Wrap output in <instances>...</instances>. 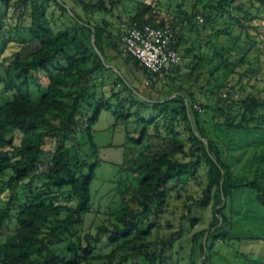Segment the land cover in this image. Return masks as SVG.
Instances as JSON below:
<instances>
[{
    "label": "trees",
    "instance_id": "obj_1",
    "mask_svg": "<svg viewBox=\"0 0 264 264\" xmlns=\"http://www.w3.org/2000/svg\"><path fill=\"white\" fill-rule=\"evenodd\" d=\"M75 1L89 13L90 20L69 6L67 0H0L1 78L5 89L14 91L12 97L0 104V235L7 225L16 223L15 229L8 231L0 242V264L163 263L172 244L165 240L163 245L153 246L149 238L157 227H162L160 219L174 193L181 195V189L188 190L182 184L183 177L192 175H197L202 194L199 197L187 194L190 202H186L184 219L193 214L196 207L211 206L213 215L208 227L192 235L189 259L190 264H207L209 250L216 241L228 242L231 236L226 212L229 199L233 200L245 189L256 191L260 213L253 217L264 225V170L255 172L252 178L237 175L227 160L225 147L207 131L196 107L198 104L202 110L207 108L210 114L212 111L226 113L225 105L232 98L231 92L222 97L227 102L223 103L220 98L217 105L196 102L197 92L191 88L187 93L182 85L173 89L169 98L147 94L139 97L142 103L153 105L163 113L167 127L162 129L159 116L144 117L140 109L133 119L134 114L119 101L121 91L106 96L102 90L103 75L105 70H111L113 58L124 52L122 40L127 27L122 21L127 19L129 25L150 22L170 27L177 31L180 47L183 36L179 29L184 33L185 23L198 24V14L232 13L246 0H213L211 5L203 6L199 4L203 0H180L178 14L165 10L162 0ZM250 1L253 7L264 3V0ZM118 9L125 11L127 18L117 14ZM99 10L112 17L93 15ZM179 16L185 22L180 21ZM256 17L246 10L238 18L241 29L245 21L251 19L254 23ZM251 27L258 28V24ZM92 33L99 50L91 43ZM12 41L20 42L21 48L5 55ZM223 52L231 53L229 48ZM129 56L137 66H143L137 58ZM179 65H174L172 71L165 70L163 76L172 75L174 83L180 75L176 73ZM226 66L228 63L221 60L215 68H210L211 75L207 77L188 76L194 77L195 85L200 84V94L210 98L207 91L210 85L212 96L221 97V89L228 79ZM143 69L152 84L157 81L152 73ZM219 70L221 75L216 76L214 72ZM110 78H117L133 94L140 90L119 70H112ZM213 78L216 83L211 85ZM43 79L47 81L46 86ZM260 83L240 97L243 109L240 120L219 121L221 126L249 128L245 122L253 117L251 115L255 111L262 114L264 78ZM34 85L39 93L31 92ZM104 108L117 118L125 119L127 138L136 147V159L129 166V172L135 175L137 184L129 176L120 180L118 191L122 205L115 213L116 220L102 221L95 232L88 230L79 234L60 251L53 243L63 240L64 234L80 224L92 204L91 186L96 165L84 156L78 158L75 151V145L79 144L78 133L87 122L93 143L91 129ZM131 120L136 122L132 127ZM202 165H206L207 171L200 174ZM39 178L44 182L42 185L38 184ZM65 193L75 198L74 204L62 202L60 197ZM63 208L67 209V215L60 219ZM190 217V225H193L197 218ZM52 218L59 221L54 224ZM205 235L208 236L201 247L206 256L200 263L194 259V253L199 239Z\"/></svg>",
    "mask_w": 264,
    "mask_h": 264
},
{
    "label": "rangeland",
    "instance_id": "obj_2",
    "mask_svg": "<svg viewBox=\"0 0 264 264\" xmlns=\"http://www.w3.org/2000/svg\"><path fill=\"white\" fill-rule=\"evenodd\" d=\"M179 1L162 0V6L168 12L178 14L176 9ZM67 2L69 6L75 7L84 19L90 20V17H88L89 13L75 0H67ZM206 3L211 5L214 1L203 0L199 2L200 6ZM240 5V8H234L232 13L224 15L215 11L212 12V16H210V13L207 15L198 14V24L185 23L186 31L184 33H182L183 29H179L183 36L180 48L186 56H183L182 62L176 68L178 69L176 73H179L180 77L178 76L174 83L171 82L172 75H170L167 78L164 76L160 78L154 77L157 81L152 84L151 79L143 69L144 66H137L134 63L123 43V54L115 56L111 62V70H105L104 72L102 90L106 96L121 91L119 101L124 104L127 111H131L134 114L133 119L136 117L135 112L138 109L141 110L140 114H143L144 117L159 116L160 119L164 118L162 117L163 113L159 109L153 105L142 103L139 97H144L147 94L154 98H169L171 91L180 85L183 86L184 91L187 93L190 92L191 88L197 92L199 99L196 102L205 105L208 103L217 105V100L220 98L223 103L228 101V105H225L226 113L212 111L210 114L207 112V108L200 110V113L205 120L204 124L207 131L225 147L228 153L227 160L235 173L240 177L252 178L255 172L264 170V111L262 114L260 113L261 111H255L251 115L253 117L245 122V125L250 126L249 128H228L219 124V121L228 119L240 120L243 110L240 104V97L253 90L254 85H261L260 81L264 78V3L253 7L251 6V1L246 0ZM246 10H249L251 15H256L257 19L253 23L248 18L249 20L245 21V27L241 29L238 18L244 15ZM117 14H122L124 19L128 16L121 9L117 10ZM93 15L112 17L111 14L101 10ZM179 18L180 21H183V17L179 16ZM73 20L75 21L74 18ZM122 22L125 23L127 28L130 26L127 19ZM16 23L17 21L14 22V24ZM253 24H258V28L251 27ZM248 26L251 27V29L249 28L250 30ZM14 36L19 39L17 34L14 33ZM237 38H240L239 43L233 46L229 45ZM91 43L97 49L93 33ZM245 43L248 46L244 45ZM18 44L20 45L18 41L9 43L5 55H10L17 47L21 48ZM222 45L224 46L223 49H221ZM228 48L231 51L230 54L223 52L224 49ZM221 60L228 63V67L226 66L228 71L227 85L221 89L222 96H212L210 91L212 86L210 85L207 88L210 98L200 94V84L195 85L194 77L199 76L202 79L211 75L212 69L210 68L214 67V65L216 66L217 62ZM170 69L171 71L174 70L175 66H169ZM112 70L121 71L139 87V92L133 94L117 78L111 79ZM219 72L220 70L214 73L218 76ZM188 74L194 77H189ZM2 75L3 71H0V104L14 95V91L5 89L4 80L1 78ZM215 81L213 78L211 85L215 84ZM42 82L45 86L47 85L45 79ZM230 82H232L231 89L228 87ZM31 92L39 93L40 91L38 92L37 86L34 85ZM225 92L228 94L231 92L230 96L232 98L227 101L223 100L224 97L228 96V94H224ZM89 113L92 114V111ZM135 124L136 122L133 120L129 122L130 127ZM87 125L88 123L85 122L82 125L83 129L78 133L79 144L75 145L77 148L75 151L78 158L81 159L84 156L89 162L96 165L95 177L91 186V209L87 211L84 220L80 224L74 226L70 233L63 235V240L53 243L60 251L64 250L67 244L72 239H76L79 234H83L88 230L95 232L97 225L102 221L116 220L115 213L122 205L118 191V182L120 180L129 176L134 181V184H137L135 175L129 172V166L136 159V155H134L136 147L127 138L125 119L123 117L117 118L109 109H102L97 122L94 123L91 129L93 143ZM160 127L166 129L165 119L161 120ZM179 127L183 129V125ZM16 136L18 137V134ZM206 171V165H202L199 169L200 174ZM43 183V180L39 178L38 184L42 185ZM182 184L188 190L181 189V195L174 193L168 209L160 219L162 227H157L155 233L149 238L153 246H161L165 240H169V244L173 246L163 263L160 264H190L189 256L193 245L191 237L195 231L208 227L212 219L213 209L211 206L206 209L195 208V212L190 215L197 218L193 225H190V216L184 219L186 202H190L187 200V194L193 193L196 197H199L202 194V187L197 175L183 177ZM256 197V191L245 189L237 194L233 200L229 199L226 209L229 216L227 227L231 230L229 243L222 239L216 241V245L209 250V261L207 264H264V225L259 222V218L253 217V215H259L260 213ZM60 199L67 205H72L76 201L68 193H65ZM66 215L67 209L63 208L58 217L63 219ZM51 220L54 224L59 221L57 218H52ZM15 227V222L7 225L4 232L0 235V242L5 239L6 233L15 229ZM212 231L208 233L210 240L213 235ZM208 235L199 239L196 252L194 253V259L197 262L202 263L205 259L206 253L203 251L201 243L206 241Z\"/></svg>",
    "mask_w": 264,
    "mask_h": 264
},
{
    "label": "built area",
    "instance_id": "obj_3",
    "mask_svg": "<svg viewBox=\"0 0 264 264\" xmlns=\"http://www.w3.org/2000/svg\"><path fill=\"white\" fill-rule=\"evenodd\" d=\"M123 43L126 51L137 58L154 77L163 76L169 66L180 64L183 60L178 33L170 27L134 22L127 28ZM231 86L232 82L228 84L229 89ZM196 107L202 110L200 105L196 104Z\"/></svg>",
    "mask_w": 264,
    "mask_h": 264
},
{
    "label": "water",
    "instance_id": "obj_4",
    "mask_svg": "<svg viewBox=\"0 0 264 264\" xmlns=\"http://www.w3.org/2000/svg\"><path fill=\"white\" fill-rule=\"evenodd\" d=\"M100 52V51H99ZM101 53V52H100Z\"/></svg>",
    "mask_w": 264,
    "mask_h": 264
}]
</instances>
